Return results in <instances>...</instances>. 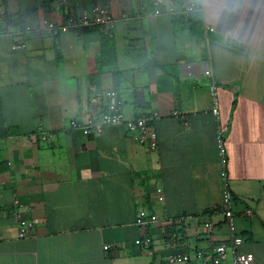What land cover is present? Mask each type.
<instances>
[{"label":"crops","instance_id":"obj_1","mask_svg":"<svg viewBox=\"0 0 264 264\" xmlns=\"http://www.w3.org/2000/svg\"><path fill=\"white\" fill-rule=\"evenodd\" d=\"M94 4L113 28L24 29ZM111 89L128 118L158 112L156 147L123 125L71 129ZM221 127L240 250L264 264V0H0V264H165L229 241ZM142 209L158 220L143 226Z\"/></svg>","mask_w":264,"mask_h":264},{"label":"built area","instance_id":"obj_2","mask_svg":"<svg viewBox=\"0 0 264 264\" xmlns=\"http://www.w3.org/2000/svg\"><path fill=\"white\" fill-rule=\"evenodd\" d=\"M155 14H160V10H156ZM44 27L37 28L31 25L25 26L26 31H35L42 33L46 31L52 35H59L68 29L80 30L82 28L102 26L108 29L114 27L115 17L108 6L102 4H94L81 11L77 17H68L65 23H55L51 20L44 22ZM24 47L23 43L13 45L14 49ZM215 90V85L212 87ZM107 104L104 111L100 115H88L84 120L72 119L70 121L71 129H80L87 136L99 132L106 126L123 125L126 130L133 134V139L139 143L148 144L150 147L157 146L158 133L154 126V121L159 114L156 111H144L140 115L128 118L124 111V100L118 95L117 91L111 89L106 92ZM213 113L220 118L219 100L214 97ZM218 148L220 155V176L223 183L221 210L229 231V241L217 243L208 251L196 250L195 252L176 251L167 256L165 264H255V256L252 253L243 252L240 246L244 242V238L238 232L237 214L235 210V200L230 186L229 178V156L226 147V139L222 127L218 132ZM158 193H162V188L157 189ZM159 200H163V195L159 196ZM19 205V201H16ZM19 226V237L29 236L34 229V223L26 219L20 211L14 213ZM242 215L252 217L253 210L246 209ZM158 216L146 209L140 211V223L147 226L156 222ZM216 225L212 221L204 223V229L207 233H212ZM150 241V239H148ZM139 243V241H138Z\"/></svg>","mask_w":264,"mask_h":264},{"label":"trees","instance_id":"obj_3","mask_svg":"<svg viewBox=\"0 0 264 264\" xmlns=\"http://www.w3.org/2000/svg\"><path fill=\"white\" fill-rule=\"evenodd\" d=\"M116 73V77H117V79H118V77H119V72L118 71H116L115 72ZM184 216V215H183ZM176 219L174 220L173 219V223H172V225L170 226V228L169 229H172V230H174V229H176ZM184 228H181L180 230H178V232H177V235H178V237H180V236H184Z\"/></svg>","mask_w":264,"mask_h":264}]
</instances>
